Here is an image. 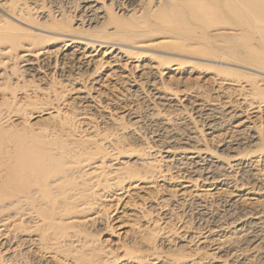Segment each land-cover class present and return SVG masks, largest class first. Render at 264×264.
<instances>
[{"label": "bare ground", "instance_id": "1", "mask_svg": "<svg viewBox=\"0 0 264 264\" xmlns=\"http://www.w3.org/2000/svg\"><path fill=\"white\" fill-rule=\"evenodd\" d=\"M128 1L134 5L138 0ZM102 3L99 0H84L82 7L88 15L104 19L106 12ZM171 3L172 0H157L154 10L158 14L154 11L143 15L142 12L140 18L134 19L127 27H116L111 32L132 35L134 28L152 24L154 20L151 17L162 18ZM142 4L139 0L137 5ZM0 9L4 12L7 9L2 2ZM205 15L198 25L200 34L197 40L200 43L206 39L207 45L218 42L224 57L204 60L227 65L226 70L199 71L198 64L184 66V63L163 59L156 56V49L150 44L152 39L148 37V41L141 38L138 44L129 45L114 38L111 40L108 35L79 34L73 25V29L56 33L62 42L59 46H40L37 52L21 53L28 70H34L39 59L53 62L57 67L77 62L85 68L92 84L100 82L104 76L114 79L123 74L120 79L128 90L140 94L146 102L145 113L128 110L134 120L133 126L140 129L145 120L151 119L163 126L167 137L166 143L158 145L155 153L135 151L138 152L137 160L153 171L125 173L113 178L110 183V176L104 175L108 165L104 166L103 157L99 160V153L94 156V151L90 150L92 146H100L99 137L98 140L88 141L91 145L88 152L83 148L85 144L70 139L53 142L49 138L36 142L21 134L11 138L5 132V126L0 127V238L8 245L0 264H29L31 259L41 264H110L109 259L90 247V240L87 239V226L100 223L106 215L97 208L102 195L99 189L108 187L110 183L116 191L122 190L114 195L122 199L130 187L137 188L141 183L153 181V178L170 186V192L160 200L171 201L176 215L185 213V208L191 210L199 230L179 222L177 229L180 232L177 234L180 235H177L178 243L174 245V235H169L170 226L164 225L159 245L127 252L117 264H264V202L255 205L247 203L245 206L226 193L227 188L240 189L246 176V194L256 193L264 197V122L261 121L259 126L254 122L257 113H264V55L261 54L264 26L256 22L264 17L247 16L246 22V0L230 2L219 14ZM211 32L213 36L208 38ZM5 38L8 37L0 35V39ZM254 41L259 45H253ZM164 43L162 39L156 44ZM251 59L258 61L248 62ZM184 73L191 76H182ZM165 74L168 75L165 77ZM199 74H212V93L192 82L201 77ZM75 80L81 86L79 91L82 96L92 100L84 76ZM160 105L174 109L163 112L158 108ZM187 106L191 109L188 110ZM44 112L50 115L59 113L55 109ZM6 116L5 112H0L1 122ZM225 123L231 125L232 135L214 143L213 138L208 136ZM179 125L185 128L186 135L175 133ZM57 128L62 133L69 132L65 124H57ZM156 154L157 159L153 158ZM116 162L118 166L123 163L120 160ZM86 167L89 170L86 171ZM253 181L258 186L255 187ZM123 182H127L129 188L120 187ZM220 205L232 209L230 217L224 215ZM25 220L34 223L29 232H25L28 230L25 229ZM19 236L25 237L24 243L11 245ZM179 245L191 248L193 253L176 254L174 249Z\"/></svg>", "mask_w": 264, "mask_h": 264}, {"label": "rangeland", "instance_id": "2", "mask_svg": "<svg viewBox=\"0 0 264 264\" xmlns=\"http://www.w3.org/2000/svg\"><path fill=\"white\" fill-rule=\"evenodd\" d=\"M99 1L100 3L103 2L102 6L106 12L104 19L98 15H88L82 7L84 0H0V3L5 4L7 8L6 12L9 11L8 13L14 16L13 18L0 9V35L8 37L0 39V112H5V115H7L2 122L0 120V127L5 126V132L9 135L8 137L11 135V138H15L17 134H21L23 137L36 142L37 140L46 141L50 138V141L53 142L70 139L75 143H83L85 144L83 148L88 152L93 150L94 156L99 153L100 161L103 157L104 166L108 165L105 167L106 172L104 175L110 176L111 180L109 182L112 183L113 178L121 177L125 173L128 175L132 172L143 173L153 171L152 168L143 166L136 156L138 152L143 151L147 152V154L148 152L155 153L158 148L157 146L164 144L166 141V130L159 123L151 119L147 120L149 122L145 120L144 126L142 125L140 129L133 126L134 120H132L128 110L133 109L134 111L145 113L147 111L145 99L140 98V94L137 95V93L135 94L133 91L128 90L123 80L120 79L123 74L114 79L104 76L100 82L92 84L89 81L90 79L85 68L77 62L57 67L53 62L39 59L34 70H28L24 65L25 62L22 54L28 51L37 52L43 46H59L62 42L56 33L73 29L74 26L77 28L76 31L79 34L83 33L82 35L86 36L98 35L103 37H107L106 35H108L111 40L114 38L113 40H120V42L129 45L138 44L141 38L147 41L148 38H151L152 40L149 42L156 49L154 51L156 56L163 59L184 63V66L189 63L198 64L200 65L198 66L199 71L215 72V70H226L227 65H216L204 60L224 57V53L218 42H211L210 45H207L206 39H203L200 43L198 42L197 38H199L200 34L198 25L206 17L205 14H219L224 11L227 4L236 0H172L170 7L163 12L162 18L151 17L154 20L152 22L153 25L150 23L147 26L136 27L134 28L136 33L134 32L132 35L111 31L116 29V27H127L134 19L140 18L139 15L142 12L144 13L143 15L153 13L155 11L154 4L157 0H150L151 3H149V0H142L143 4L141 6L137 5L139 0L137 1L138 3H135L137 6L135 4L131 5L128 0ZM152 2H154L153 5ZM133 10H135L134 15L130 13ZM155 12L158 14V11ZM163 15L165 19L167 17L166 20ZM247 16L257 19H259V16L264 17V0H246V22L248 21ZM21 20L23 21L22 23ZM256 22L264 26V18L256 20ZM29 24L39 29L43 27L41 28L42 31L30 28ZM109 32L110 34H108ZM183 34L189 37H184ZM212 36L213 32H211L208 38H212ZM256 38H258V34H256ZM162 39L165 42L164 44H156ZM254 42L256 43L253 45H259V42ZM247 43L248 41H246V45ZM27 47L28 50L26 49ZM133 50L138 49L133 48ZM262 51L261 54L264 55V47ZM197 57L200 59H196ZM223 59L225 61L228 60L227 58ZM255 61L258 60L251 59L248 62ZM250 74L256 76L254 73L250 72ZM81 75L84 76L88 91L90 90L89 92L93 96L92 100L82 96L83 94L79 91L81 86H79L76 80L74 81V78L77 79ZM167 75L165 74L164 76L166 77ZM211 75H206V78V76L199 74L201 77L192 82L202 85L208 93H212L211 89L214 83L210 79ZM182 76L189 77L191 75L184 73ZM187 107L188 110L191 109L189 106ZM158 108L163 112H171L169 110L174 109L170 108V106L161 105ZM53 109L59 113L50 115L44 112ZM254 118L256 125H262L264 113H257ZM29 122L34 126H31ZM57 124H65L67 127L66 131L69 132L62 133L58 131ZM231 129V125L225 123L214 132L215 134L213 133L212 136L208 137L213 138L214 143H218L223 137L226 138L232 135ZM47 133H53L57 136L48 135ZM175 133L179 134V136L187 134L185 128L181 125L175 129ZM244 135H246V132ZM97 137H99L100 146H92V149L89 150L88 146L91 145L88 141L98 140ZM72 146L77 147L78 145L72 144ZM106 155L108 157H105ZM145 157L148 158L147 155ZM153 158L157 159V154L153 155ZM118 160L123 161L120 166L117 165L116 161ZM117 167L119 168L118 170ZM85 170L87 171L89 168L86 167ZM157 171L158 169L156 173ZM153 181H150L151 184L150 182L141 183L139 187L134 189L130 187L132 190L129 188L127 182L121 183L120 187L129 188L127 195L122 198L123 200L118 196H114L115 193L122 190L116 191L114 186H110V183L108 187L99 189L102 195L100 196V204L97 205V208H100L106 215L100 223L96 222L87 226V237L89 236L87 239L90 240V247L97 249L102 256L109 259L108 262L110 264H117L127 252L130 253L132 250H145L148 249L147 247L159 245V237L165 230H163L164 225L165 227L170 226L168 228L171 231L169 235H174L172 236L174 237V245L178 243L177 235H180L179 233L177 234V232H180V229H177L179 227L178 224L186 223L189 227L199 230L195 214L191 210L185 208V213L182 212L176 215V211H172L174 206H172L173 203L171 201L164 199V202H162L160 200V197L170 192V186L157 178H153ZM246 184L248 183L245 176L240 184V189L227 188L226 193L233 200L242 202L245 206L247 203L255 205L258 202H264V197H260L256 193L247 195L246 187L248 185ZM253 184L255 187L258 186L254 181ZM103 203L106 205L105 208ZM219 207L223 210L225 216L230 217L232 209L227 208V205L224 207L220 205ZM31 223L25 220V229H28L25 232L33 229L34 223ZM24 238H21V236L16 237L15 239L17 240L12 241L10 244L21 245L24 243ZM7 246V243L1 242L0 238V260L4 258ZM176 247L174 249L176 254L193 253L189 247H181L180 245ZM29 264L41 263L31 259Z\"/></svg>", "mask_w": 264, "mask_h": 264}]
</instances>
